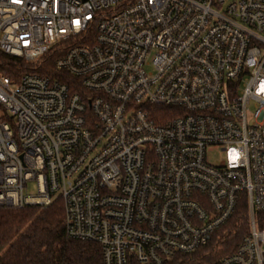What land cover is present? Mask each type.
Segmentation results:
<instances>
[{
    "label": "built area",
    "instance_id": "2783aa9c",
    "mask_svg": "<svg viewBox=\"0 0 264 264\" xmlns=\"http://www.w3.org/2000/svg\"><path fill=\"white\" fill-rule=\"evenodd\" d=\"M0 54L71 79L0 71V208L59 199L102 264H168L245 195L211 264H264V0H0Z\"/></svg>",
    "mask_w": 264,
    "mask_h": 264
},
{
    "label": "trees",
    "instance_id": "16d2710c",
    "mask_svg": "<svg viewBox=\"0 0 264 264\" xmlns=\"http://www.w3.org/2000/svg\"><path fill=\"white\" fill-rule=\"evenodd\" d=\"M54 58L49 57L40 69L31 64L0 54V71L13 80L34 71L62 82L71 79L54 69ZM264 225V217L256 215ZM249 213L245 195H241L230 220L214 233L206 248L193 256H179L168 264H211L218 257L231 253L248 231ZM219 252H213L214 249ZM209 252V253H208ZM0 264H102L101 249L92 242L69 238L59 199L41 209L28 206L22 209L0 208Z\"/></svg>",
    "mask_w": 264,
    "mask_h": 264
},
{
    "label": "rangeland",
    "instance_id": "374dc122",
    "mask_svg": "<svg viewBox=\"0 0 264 264\" xmlns=\"http://www.w3.org/2000/svg\"><path fill=\"white\" fill-rule=\"evenodd\" d=\"M150 70V69H149ZM252 110V108H250V111ZM207 162L209 163V164H211V165H220V164H222V162H223V155H222V153L220 152V150H218V149H212V150H209L208 152H207ZM27 193L28 194H31V195H35L36 194V187H35V183H33V182H29L28 183V185H27ZM249 218H250V216H249ZM248 226H249V224H248ZM248 232V231H247ZM247 234V233H246ZM236 249V248H235ZM235 249H233V250H235ZM219 252L220 251V249H214L213 250V252L212 253H214V252ZM232 252V251H231ZM209 253V252H208ZM230 252H228L227 254H229ZM226 254V255H227ZM225 256V255H224ZM221 257H223V256H220V257H218L217 258V260L219 259V258H221Z\"/></svg>",
    "mask_w": 264,
    "mask_h": 264
}]
</instances>
